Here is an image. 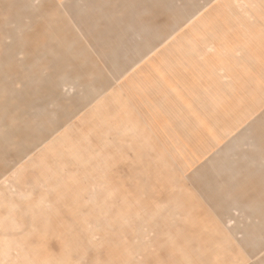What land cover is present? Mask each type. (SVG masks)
Returning a JSON list of instances; mask_svg holds the SVG:
<instances>
[{
    "label": "rangeland",
    "instance_id": "1",
    "mask_svg": "<svg viewBox=\"0 0 264 264\" xmlns=\"http://www.w3.org/2000/svg\"><path fill=\"white\" fill-rule=\"evenodd\" d=\"M0 264H264V0H0Z\"/></svg>",
    "mask_w": 264,
    "mask_h": 264
},
{
    "label": "crops",
    "instance_id": "2",
    "mask_svg": "<svg viewBox=\"0 0 264 264\" xmlns=\"http://www.w3.org/2000/svg\"><path fill=\"white\" fill-rule=\"evenodd\" d=\"M179 47V46H177ZM179 64L185 65L187 67L190 66V62L184 63L182 60ZM177 64V65H179ZM176 65V66H177ZM173 66V65H169ZM163 65H158V66H150L148 72L150 73L146 74V76H141L140 79L138 80V88L135 86H130L132 87L136 93L137 91L140 92L139 98L135 97L134 94L131 95V101L133 106L140 107L142 109L141 114H144V109L147 111V114L145 113L144 118H135L133 121L141 123V121H147L153 124L155 132L160 130V135L155 133V139L157 140L158 137L163 136V132L166 133L167 131L173 130V127L171 125V121H168L167 117L168 113L172 112L173 107L178 104V105H183L184 103L182 102L181 95L180 93H177L178 87L172 83L166 82L165 78H170V76L173 75V71H176V69L171 68H165V75L161 78H156L157 75H159L162 71ZM145 78V79H143ZM135 82V81H134ZM133 82V83H134ZM132 83V84H133ZM131 92V91H130ZM193 91H190L186 93V96L192 93ZM161 95L160 97H158ZM159 98L158 100L156 98ZM149 98L151 101L144 102V99ZM196 112L203 113L204 111L202 110L203 108L201 107V104L197 103L200 98H198V95L196 96ZM156 112H155V111ZM151 111V113H148ZM137 114V113H136ZM140 115V114H139ZM130 120V119H129ZM149 120V121H148ZM145 123V122H143ZM199 123V122H198ZM164 124L166 126H164ZM195 126H198L199 124H196L194 121ZM141 127V126H140ZM172 132V131H171ZM153 137V138H154ZM158 145H167L164 143L159 142Z\"/></svg>",
    "mask_w": 264,
    "mask_h": 264
}]
</instances>
